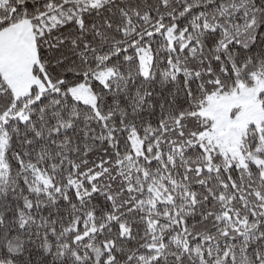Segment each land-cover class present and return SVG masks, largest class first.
Instances as JSON below:
<instances>
[{"label": "snow or ice", "instance_id": "6c2138e0", "mask_svg": "<svg viewBox=\"0 0 264 264\" xmlns=\"http://www.w3.org/2000/svg\"><path fill=\"white\" fill-rule=\"evenodd\" d=\"M0 264H264V0H0Z\"/></svg>", "mask_w": 264, "mask_h": 264}]
</instances>
